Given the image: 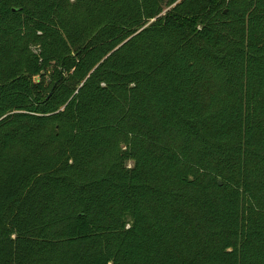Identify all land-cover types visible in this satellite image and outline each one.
<instances>
[{
    "label": "trees",
    "instance_id": "16d2710c",
    "mask_svg": "<svg viewBox=\"0 0 264 264\" xmlns=\"http://www.w3.org/2000/svg\"><path fill=\"white\" fill-rule=\"evenodd\" d=\"M0 264H264V0H0Z\"/></svg>",
    "mask_w": 264,
    "mask_h": 264
}]
</instances>
